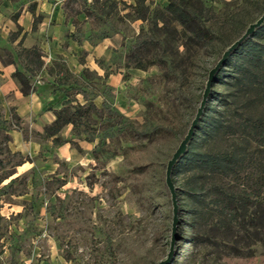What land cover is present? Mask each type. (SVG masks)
Returning a JSON list of instances; mask_svg holds the SVG:
<instances>
[{
  "label": "rangeland",
  "instance_id": "1",
  "mask_svg": "<svg viewBox=\"0 0 264 264\" xmlns=\"http://www.w3.org/2000/svg\"><path fill=\"white\" fill-rule=\"evenodd\" d=\"M36 1L15 0L12 14L19 16L26 8L35 13ZM111 1L118 7L108 16L88 19L81 13L66 18L61 29L66 49L78 30L84 41L95 46L104 39L95 36L94 45L89 35L114 24L121 33L107 38L106 54L89 62L88 52L81 50L75 54L79 67L63 56L55 57L51 76L46 77L49 89L44 92V96L54 93L58 101L70 98L73 105H82L88 101L77 90L84 89L101 109L99 113L83 116L76 128L65 126L58 145L48 137L39 115L31 123L18 120L13 97H0V131H8L11 137L7 144L0 135V150L8 146L27 160L0 184L4 189L0 192V264H159L166 260L174 217L167 164L196 117L212 67L264 14V0H207L220 21L211 24L215 46L191 49L183 72L173 76L157 66L147 71L135 68L137 57L130 50L143 22L135 21L131 7L123 4L134 5V0ZM149 3L164 7L169 0ZM33 16L34 25H39L43 17ZM224 20L229 23L223 27ZM51 33L46 29L43 38L49 40ZM249 39L264 43V35ZM24 49L16 47V58L23 71L28 69L34 76L37 66L26 58ZM11 53L4 50L0 55L8 61L6 55ZM83 69L89 74L84 75ZM38 79H31V92L40 90ZM214 89L222 90L217 84ZM104 102L125 117L121 128L112 125L119 120L109 119ZM161 127L170 132L162 136ZM18 132L29 146L23 152L14 139ZM131 132L143 135L133 139ZM178 213L170 264H264L262 244L254 246V256L238 257L192 242L186 219Z\"/></svg>",
  "mask_w": 264,
  "mask_h": 264
},
{
  "label": "trees",
  "instance_id": "2",
  "mask_svg": "<svg viewBox=\"0 0 264 264\" xmlns=\"http://www.w3.org/2000/svg\"><path fill=\"white\" fill-rule=\"evenodd\" d=\"M64 1L62 9L68 19L81 13L88 19L103 18L118 7L111 0H94L93 4L88 0ZM134 2L128 5L123 1L125 7H131L135 21L143 22L130 50L137 57L135 68L147 71L157 66L176 76L183 72L191 49L215 46L217 39L211 24L220 21L207 0H169L164 7H152L150 0ZM227 22L224 20L222 26ZM99 33L89 35L88 40L95 45V36L107 39L121 33V29L110 24ZM261 35L264 24L251 36ZM71 38L78 43L86 39L79 30ZM24 53L36 64L37 71L44 66L38 46L25 48ZM0 58L5 63L14 62L11 54L6 55L8 61L1 55ZM27 70L13 73L24 95L32 90ZM82 73L88 75L89 71L83 69ZM213 82L198 128L184 156L172 169V180L192 242L214 248L220 255L250 257L255 255L254 246H264V43L248 37L227 58ZM215 84L222 90H215ZM77 94L88 103L73 105L68 98L61 109L54 111V122L44 127L54 144H62L59 134L65 126L72 124L76 128L83 116L101 111L84 89L77 90ZM103 108L109 119L119 120L112 125L121 128L125 117L107 102ZM14 117L21 120L17 114ZM169 132L161 127L162 136ZM0 135L7 144L11 142L8 131H0ZM142 135L131 132L133 139ZM4 150H0V184L27 162L20 152H12L8 146Z\"/></svg>",
  "mask_w": 264,
  "mask_h": 264
},
{
  "label": "crops",
  "instance_id": "3",
  "mask_svg": "<svg viewBox=\"0 0 264 264\" xmlns=\"http://www.w3.org/2000/svg\"><path fill=\"white\" fill-rule=\"evenodd\" d=\"M36 2L35 13L26 8L19 16H14L12 14L15 9L14 3L11 0H0V52L4 50L12 52L11 58L14 60L12 63H5L0 58V97L6 98L10 95L13 97L15 104L12 107H14L15 113L22 121L31 123L34 119H38L37 116L39 115L43 119L44 125H49L56 118L54 111L61 109L64 103L63 100L58 101L54 93L44 96V92L49 89L46 77L51 76L49 70L52 60H55V57L63 56L65 61H72L73 67H79L76 53L86 50L89 62L91 58H101L106 54L110 46V40L104 39L92 46L88 41H84V44L81 45L70 39L69 45L65 49L61 39V29L66 22L67 15L62 9V5L46 0H37ZM40 14L43 20L36 26L34 25L33 15L38 16ZM47 27L52 32L49 40L43 38V33L48 29ZM20 46L28 49L38 46L42 49L44 66L34 75L37 79L39 78L37 84H40V90H35L29 95L23 94L13 74L17 69L23 71L22 64L17 60L15 54L16 47ZM29 76L31 79L34 77L31 74ZM14 139L17 142L19 141L20 151L23 152L29 148L28 143L22 139L19 132L14 134Z\"/></svg>",
  "mask_w": 264,
  "mask_h": 264
},
{
  "label": "water",
  "instance_id": "4",
  "mask_svg": "<svg viewBox=\"0 0 264 264\" xmlns=\"http://www.w3.org/2000/svg\"><path fill=\"white\" fill-rule=\"evenodd\" d=\"M264 24V14L255 22H253L245 31V33L239 37V40L234 42L230 47H228L225 52L223 57L217 62V64L212 67L211 71L209 72L208 80H207V85L206 88L203 92V99L200 103V106L197 109V114L194 120L192 121L190 128L186 135L184 136L182 142L180 143L179 147L176 149V151L173 153L171 160L168 162L167 167H166V185H168V188L171 193V199L173 202V224H172V238H171V249L168 254V258L166 260L160 261L159 264H170L173 260V254H174V248L176 245V240H177V230H178V223H179V204H178V199H177V191H176V185L173 183L172 180V172H173V167L176 165V163L184 156L185 152L188 149V146L198 128V123L200 122L201 117L204 114V110L206 108V105L209 100V94L212 90L213 84H214V78L218 71L221 69V67L224 65L225 61L227 58L232 54V52L239 47L240 44H242L248 37H250L253 32L261 27Z\"/></svg>",
  "mask_w": 264,
  "mask_h": 264
}]
</instances>
